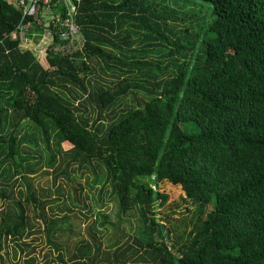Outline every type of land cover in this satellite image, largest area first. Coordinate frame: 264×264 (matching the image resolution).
Returning <instances> with one entry per match:
<instances>
[{
  "label": "trees",
  "instance_id": "trees-1",
  "mask_svg": "<svg viewBox=\"0 0 264 264\" xmlns=\"http://www.w3.org/2000/svg\"><path fill=\"white\" fill-rule=\"evenodd\" d=\"M17 1L0 0V264H37L28 237L38 235L43 264H264V0H184L207 7L201 39L194 14L179 19L159 0H74L83 48L48 53L46 67L10 38L21 21L42 33ZM50 4L44 18L63 13ZM152 48L166 50L162 60L146 58ZM43 168L54 185L77 171L94 184L98 168L100 192L141 214V237L102 251L99 215L88 241L69 243L64 223L81 219L38 196L31 178ZM163 181L194 207L179 241L153 213Z\"/></svg>",
  "mask_w": 264,
  "mask_h": 264
},
{
  "label": "rangeland",
  "instance_id": "rangeland-1",
  "mask_svg": "<svg viewBox=\"0 0 264 264\" xmlns=\"http://www.w3.org/2000/svg\"><path fill=\"white\" fill-rule=\"evenodd\" d=\"M183 2L184 0H159L161 5H170V8L175 12V17L179 19L187 16L186 14L182 16V11H187L194 14L197 17V22L193 27L192 33L201 39L203 37V31L206 29L205 23L206 21H210V19L208 20L207 18V13H209L207 7L198 2L191 1L188 8H182L179 6V4L182 5ZM187 22L188 19L185 20V24H187ZM188 23H190V19ZM177 25V30L182 29L181 22H178ZM149 51L150 52L145 56L146 58L153 60L159 59L163 55V52H166V50L162 48H160V50H158V48H152L151 50L149 49ZM38 62L46 67V63L43 59L38 60ZM139 97H141V93L135 95V98L139 99ZM61 148L66 149L67 147L63 143ZM46 171L48 174H43ZM94 173H97L98 177L97 182L94 184L92 183L91 172L84 171V173L81 174L79 171H77L75 173L71 172L69 174V178L67 179L63 176H59L56 180V184L54 185L52 183V175L50 174V170L43 168L36 172L34 176H32L31 184L38 193L39 197H44L45 199L52 201H54V199L57 200V205L62 207V210L54 209L52 212L53 214L60 217L63 212L67 213L68 211L65 210L66 208L70 207L71 212L77 214L80 217V229L78 228V220L73 216H68L70 217V223L69 219L64 223V229H66L67 224L70 225L69 230L72 234V237L69 239V243L72 244L73 241H77L78 239H84L88 241L84 229L90 220H94L95 217H98L99 224L101 222L100 217L106 216L105 229L107 232L104 233V239L101 243V250L104 251L107 246L115 243L116 241L119 242L118 246L124 247L128 244L127 238L134 239L141 237L143 231L141 214L136 213L134 210L128 212L129 214H122L120 211H118L116 201L111 195L108 186H104V189H102V192H100L102 175H100L98 168H94ZM59 186L62 188V190L57 192V188ZM21 189L24 192V184H22ZM156 190L158 193L167 197L164 201L158 199L153 209L155 219L164 228L163 233L166 235L168 234V239H171L172 241H177V238L180 235L187 236L191 228L190 223L188 224V220L189 218L191 219V211L194 209L193 205L185 199V195L178 185L174 186L166 181H163L158 184ZM40 192H42V194H40ZM71 204L76 206H71ZM52 206H54V204H52ZM188 209H190V212H188ZM114 226H118L119 231L113 235V239L110 242L105 241L106 236L114 232ZM34 230H38V228L35 227ZM69 230L66 233V237L69 234ZM121 234H125L123 239L120 238ZM78 235L79 238L76 237ZM33 238H35V241H33V246L35 247L34 255L38 260L37 264H43L44 262L39 261V259L40 256H42V253H45L47 249L46 242L40 235L28 237V240ZM168 239L165 241H168ZM129 244H131V242H129ZM4 264H8L7 261H5Z\"/></svg>",
  "mask_w": 264,
  "mask_h": 264
},
{
  "label": "built area",
  "instance_id": "built-area-1",
  "mask_svg": "<svg viewBox=\"0 0 264 264\" xmlns=\"http://www.w3.org/2000/svg\"><path fill=\"white\" fill-rule=\"evenodd\" d=\"M57 2L62 5L63 13L51 12L46 18L43 16L50 9V0H28L27 2L18 0L16 2L22 11V19L31 17L42 33L33 32L31 21H21L10 34V38L17 41L24 50L31 51L38 60L44 59L48 53L59 58L71 57L81 52L83 48L84 40L74 22L77 4L74 0H57ZM49 21L53 23L52 29L55 31L46 30ZM52 32L58 35L61 43L54 44Z\"/></svg>",
  "mask_w": 264,
  "mask_h": 264
}]
</instances>
